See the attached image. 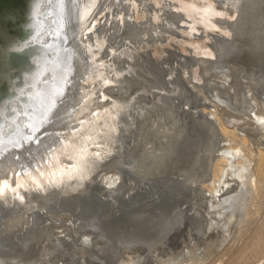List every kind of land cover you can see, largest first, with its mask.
Instances as JSON below:
<instances>
[{
  "label": "bare ground",
  "instance_id": "6f19581e",
  "mask_svg": "<svg viewBox=\"0 0 264 264\" xmlns=\"http://www.w3.org/2000/svg\"><path fill=\"white\" fill-rule=\"evenodd\" d=\"M113 1L97 5L91 27L70 41L79 76L65 106L72 112L51 124L67 127L66 135L34 154L22 149L19 162L0 152V241L7 247L0 264H20L13 248L29 242L41 251V264H76L84 254L96 264H136L138 255L152 264H201L193 255L185 259L176 241L215 226L226 237L207 264H222L239 243L231 264L258 259L264 248V0ZM127 1L131 16H124ZM176 56L183 58L170 68ZM172 70L174 78L160 79ZM81 143L90 170L49 184L61 166L74 171L68 154ZM19 164L28 172L19 175ZM144 184L159 192L177 186L183 209L162 223L156 196L141 205L132 201ZM92 193L109 212L123 205L149 217L141 232L149 238L113 242L100 227L92 239L78 207ZM78 233L80 242L93 243L92 253L69 236Z\"/></svg>",
  "mask_w": 264,
  "mask_h": 264
},
{
  "label": "water",
  "instance_id": "95a60500",
  "mask_svg": "<svg viewBox=\"0 0 264 264\" xmlns=\"http://www.w3.org/2000/svg\"><path fill=\"white\" fill-rule=\"evenodd\" d=\"M112 1L0 0V152L5 153L7 158L19 162L18 154L22 149L29 148L34 154L38 149L45 150L51 144V140H61L66 135L67 127L57 130L53 129L51 124L72 112L71 109H65V106L70 101L69 95L74 88L72 86L79 76L70 41H75L79 34L91 27L94 21L91 18L95 9L97 10V5L109 4ZM123 4L128 6L124 16H131L133 14L131 1ZM101 13L107 14L108 10ZM177 23L180 25V22ZM39 36L41 40L38 41ZM188 48L191 49L189 46ZM188 55L192 54L185 56ZM169 65L170 68H176L174 64ZM175 76L176 71L172 70V75L171 73L162 75L160 79L164 81ZM58 85L62 92L55 97L54 106L44 116L40 100ZM6 121L9 122L8 125L4 124ZM23 168L24 166L19 164V175L28 172ZM104 173L106 172H102ZM156 189L154 184H144L136 191L132 201L136 203L135 205L154 202L156 196L158 201L156 200L154 205L159 215L155 216L152 213L154 210H151V215L167 224L173 213L180 207L183 209V200L178 196L177 186L164 189L162 192ZM104 201L103 197L92 193L80 199L78 203L79 214L87 222L82 227L84 232L92 233V239L100 231L98 230L100 227L107 231L113 242L123 241L131 235L149 238L146 232L141 233L149 228V217L144 216L140 219L138 213L134 215L135 212L132 210L123 209V205L116 212H109ZM52 233L57 234L55 231ZM170 235L171 232L166 239ZM69 236H75L80 248L88 250L89 241L80 242L79 233ZM26 244L22 245L25 249L18 246L13 248L17 249L16 256L21 261L20 264H41L44 258L41 257V251L37 250L36 244L33 242ZM5 245L0 241V253L5 254L7 249ZM119 246L117 243L114 244L116 249ZM137 246L133 245L134 248Z\"/></svg>",
  "mask_w": 264,
  "mask_h": 264
},
{
  "label": "rangeland",
  "instance_id": "374dc122",
  "mask_svg": "<svg viewBox=\"0 0 264 264\" xmlns=\"http://www.w3.org/2000/svg\"><path fill=\"white\" fill-rule=\"evenodd\" d=\"M172 49L173 48H170L169 50H171L172 51ZM177 57V56H176ZM187 57V56H186ZM188 57H190L189 55H188ZM179 58V59H178ZM182 56H180V57H177V58H175L174 59V61H173V64H174V66L176 67L177 66V60L178 61H180V60H182ZM176 61V62H175ZM176 64V65H175ZM179 67V66H178ZM201 107H198L197 109L198 110H201L200 109ZM196 110V109H195ZM236 124H238V123H236ZM225 203V200H220L219 201V204H224ZM208 205H206V207H207ZM221 208H223V206L221 207ZM209 209H212L211 208V206H210V208ZM227 209V208H226ZM228 210V209H227ZM227 215V212H225L224 214H223V217H225ZM213 215H211V216H209V218H211ZM213 221V220H212ZM224 226V225H223ZM219 227H213V228H210L209 229V232L208 233H206L205 235H198V236H194V233L192 234L191 232H189V234H187V232H186V234H184V236L182 237V235H181V237L179 238V240H177L176 242H177V250L178 251H180L181 250V252H182V254L184 255V258L185 259H187L188 258V256L190 257V256H192L193 255V257L195 258V259H198L200 262H201V264H207V260H208V258L210 257V258H213V257H217L218 256V254H217V247H221L220 246V244H222L223 243V241H224V238H223V236H224V234H225V229H222L221 231H220V233H217V231H219ZM211 230H213V231H211ZM55 232H57L56 230H55ZM186 236H187V238H186ZM189 236V237H188ZM192 236V237H191ZM224 237H226V236H224ZM222 238V239H221ZM182 239H184V240H182ZM219 239V240H218ZM181 240V241H180ZM226 240V239H225ZM70 241V240H69ZM185 241V242H184ZM90 242V241H89ZM180 242V244H178ZM243 243V242H242ZM92 242H90V245H89V251L87 250V254L91 251V249L90 248H92V247H94V246H92ZM239 246H237V248H235L233 251H232V253L230 254V256H227V257H225L224 259H223V263L222 264H227V262H228V264L231 262V261H233V260H231V258L232 259H238L237 257H238V253L237 252H239V250L241 249L240 247H243L242 245L243 244H241V243H239L238 244ZM92 246V247H91ZM183 247V248H182ZM185 247V248H184ZM187 247V248H186ZM238 249V250H237ZM171 250V249H170ZM93 251H91L90 253H92ZM170 253H171V251H169ZM235 253V255H237V256H233V254ZM135 254H137V253H135ZM186 254V255H185ZM188 254V255H187ZM211 254V255H210ZM215 254V255H214ZM217 254V255H216ZM262 254L264 255V248H262V251H260V257H259V255H258V259H260L261 258V256H262ZM134 255V254H133ZM210 255V256H209ZM87 255L86 254H84V256H83V258H78L79 260L78 261H80V260H82V261H80V262H78L77 261V263H79V264H92V262H93V264H96L95 263V259H93L94 261H91L90 262V260H91V258H93V256H92V254H88V256L86 257ZM134 256H137V255H134ZM139 256V258H136L135 260V262H136V264H152L151 263V261H152V259H150V257L149 256H144V258H143V256L142 255H138ZM82 257V256H81ZM86 257V258H85ZM91 257V258H90ZM235 257V258H234ZM142 258V259H141ZM206 258V259H205ZM245 258V257H244ZM85 259V260H84ZM89 259V260H88ZM214 259V258H213ZM258 259H256V260H251V261H253V262H251V261H245L244 259L242 260L241 258H240V260H239V262H237V261H235V262H237L238 264H261V262H262V260H260V263H258L257 262V260ZM99 261V259H97L96 258V262L98 263V261ZM100 261H102V260H100ZM99 261V262H100ZM206 261V262H205ZM225 261V262H224ZM245 261V262H244ZM256 261V262H255ZM203 262H205V263H203ZM234 262V261H233ZM232 262V263H233ZM242 262V263H241ZM100 263H104L103 261L102 262H100ZM99 263V264H100ZM188 264H189V262H188ZM231 264V263H230Z\"/></svg>",
  "mask_w": 264,
  "mask_h": 264
},
{
  "label": "snow or ice",
  "instance_id": "6c2138e0",
  "mask_svg": "<svg viewBox=\"0 0 264 264\" xmlns=\"http://www.w3.org/2000/svg\"><path fill=\"white\" fill-rule=\"evenodd\" d=\"M61 92H62V88L58 85L52 90L51 93L42 96L40 100V106L44 116H46L50 108L54 106L55 97L59 96ZM105 99H107V97H105ZM94 115L97 114L94 113ZM80 123L83 125L85 121H81ZM88 139H91V137H89ZM96 155L99 156L100 154L97 153ZM68 159H72L75 161L73 166L74 171H69L68 169L64 168V166H61L60 170L53 171L52 177L48 180L49 184L52 185L62 184L66 179L70 178L71 176L78 175L80 177H83L90 170V167L92 166V161L87 155V144L85 143H81L78 146H72V152L68 154ZM41 175L43 176L44 173L41 172ZM37 187H40L38 182H37Z\"/></svg>",
  "mask_w": 264,
  "mask_h": 264
}]
</instances>
